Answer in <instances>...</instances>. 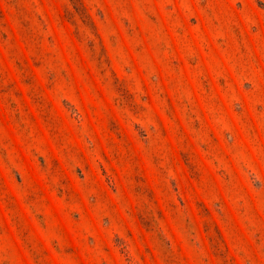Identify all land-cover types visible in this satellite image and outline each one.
<instances>
[{"label": "rangeland", "instance_id": "obj_1", "mask_svg": "<svg viewBox=\"0 0 264 264\" xmlns=\"http://www.w3.org/2000/svg\"><path fill=\"white\" fill-rule=\"evenodd\" d=\"M0 264H264V0H0Z\"/></svg>", "mask_w": 264, "mask_h": 264}]
</instances>
